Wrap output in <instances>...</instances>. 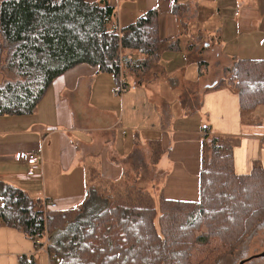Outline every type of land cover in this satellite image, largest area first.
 <instances>
[{
    "label": "crops",
    "instance_id": "1",
    "mask_svg": "<svg viewBox=\"0 0 264 264\" xmlns=\"http://www.w3.org/2000/svg\"><path fill=\"white\" fill-rule=\"evenodd\" d=\"M107 1L121 26L158 9L161 38H180V49L164 51L142 79L128 74L125 86L112 73L77 65L54 80L32 114L0 116V180L49 208L68 209L83 201L90 182L120 181L116 187L124 189L129 171L146 172L159 180L145 176L139 186L154 195L195 201L205 135L235 140L236 172L264 167V105L242 112L234 90L219 84L236 59H264V0ZM174 4L184 10L181 17ZM192 43L198 45L191 49ZM200 60L208 63L203 74ZM151 141L162 150L156 163ZM28 151L41 153L35 170L17 160ZM40 247L24 232L0 226V264H18L24 254L51 264Z\"/></svg>",
    "mask_w": 264,
    "mask_h": 264
},
{
    "label": "trees",
    "instance_id": "2",
    "mask_svg": "<svg viewBox=\"0 0 264 264\" xmlns=\"http://www.w3.org/2000/svg\"><path fill=\"white\" fill-rule=\"evenodd\" d=\"M179 8L172 11L181 17ZM174 48L180 38H161L156 8L121 26L107 0H0V116L32 114L54 80L77 65L112 73L125 86L128 74L142 79ZM198 67L203 74L208 63ZM226 72L242 112L264 105V59H236ZM150 144L156 163L162 150ZM234 148L230 136L205 135L195 201L154 195L135 173L119 193L125 203L88 187L79 205L47 209L0 180V226L24 232L38 248L47 237L51 264H194L197 245L213 239L234 251L264 225V167L236 172ZM18 264L39 263L24 254Z\"/></svg>",
    "mask_w": 264,
    "mask_h": 264
},
{
    "label": "rangeland",
    "instance_id": "3",
    "mask_svg": "<svg viewBox=\"0 0 264 264\" xmlns=\"http://www.w3.org/2000/svg\"><path fill=\"white\" fill-rule=\"evenodd\" d=\"M214 45V44H212ZM196 68V67H195ZM197 71V68H196ZM198 74V71H197ZM227 72L225 73V78ZM221 79L219 84L226 85V79ZM225 80V81H224ZM129 138L128 136H125ZM134 172L129 171L126 180L134 178ZM143 174L149 178L152 182L156 183L159 180V176L151 173L148 177L146 172ZM125 177V175H124ZM120 181L114 183L104 182L102 184L89 183V187H95L102 192V188H107L115 194L114 198L120 203H125L124 198L119 195L123 191L121 187L118 186ZM144 185V184H142ZM141 185V186H142ZM145 188V186H143ZM122 199V200H121ZM48 209V208H47ZM45 245L47 237L42 240ZM226 248L221 244L220 240L213 239L207 245H197L193 251V263L194 264H264V225L257 229V231L248 237L245 242L236 248L234 251L226 252Z\"/></svg>",
    "mask_w": 264,
    "mask_h": 264
},
{
    "label": "built area",
    "instance_id": "4",
    "mask_svg": "<svg viewBox=\"0 0 264 264\" xmlns=\"http://www.w3.org/2000/svg\"><path fill=\"white\" fill-rule=\"evenodd\" d=\"M203 129H208V125L204 124ZM17 160L20 162L28 163L31 166L32 170H35L39 167V162L41 160V153L39 151L20 152L17 154ZM48 206L49 205L45 203V207L49 208ZM55 206L56 204H51V208H56ZM41 245L42 246L40 247V249H45L46 246L45 243L43 242V244Z\"/></svg>",
    "mask_w": 264,
    "mask_h": 264
}]
</instances>
